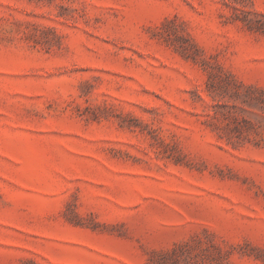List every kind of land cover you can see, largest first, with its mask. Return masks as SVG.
<instances>
[{
  "label": "rangeland",
  "instance_id": "374dc122",
  "mask_svg": "<svg viewBox=\"0 0 264 264\" xmlns=\"http://www.w3.org/2000/svg\"><path fill=\"white\" fill-rule=\"evenodd\" d=\"M0 264H264V0H0Z\"/></svg>",
  "mask_w": 264,
  "mask_h": 264
}]
</instances>
